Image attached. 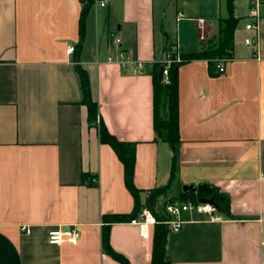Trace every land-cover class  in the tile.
Segmentation results:
<instances>
[{
	"label": "crops",
	"instance_id": "1",
	"mask_svg": "<svg viewBox=\"0 0 264 264\" xmlns=\"http://www.w3.org/2000/svg\"><path fill=\"white\" fill-rule=\"evenodd\" d=\"M250 1L234 2L241 21L225 74L212 76L207 60L179 70L178 169L154 208L206 183L229 197L231 217L186 215L182 230L168 234L169 264H264V6L253 53L244 43L254 35L245 30ZM84 7L78 63L109 133L136 144L143 209L152 190L170 183L174 155L154 130L152 67L168 45L194 53L214 44L229 17L228 0H109L107 8L0 0V264H120L103 250V217L131 214L135 201L82 103L69 50L79 43ZM115 38L143 70L116 62ZM70 226L80 232L77 245L48 242L51 231ZM153 232L113 223L110 243L130 264H151Z\"/></svg>",
	"mask_w": 264,
	"mask_h": 264
},
{
	"label": "trees",
	"instance_id": "2",
	"mask_svg": "<svg viewBox=\"0 0 264 264\" xmlns=\"http://www.w3.org/2000/svg\"><path fill=\"white\" fill-rule=\"evenodd\" d=\"M235 0H228L229 17L220 21L218 43L207 47L204 50L194 53H185L178 50L182 61L180 63L173 62L168 71V83L159 81L158 72L162 66L161 62H156L152 67L153 77V126L158 138L167 143L173 151L171 181L167 186L154 189L150 192L146 201V207L154 210L157 199L165 195L170 189L171 182L176 176L178 169V147L181 142L179 135V70L182 65L194 60H207L209 64L210 74L216 76L217 61L221 59L233 58L235 32L241 19L235 17ZM88 8L84 7L80 20V40L74 48L73 55L76 60V71L79 75L81 88L83 92V104L88 108V121L91 125L97 126L100 141L112 147L119 160L124 167V180L126 187L132 194L135 206L131 214L127 215H106L103 217L105 226L102 229V246L104 252L112 257L120 264H130L128 259L116 252L110 243V225L113 223L130 222L137 218L142 212L143 205L141 203L140 194L142 190L138 189L134 184V175L136 167V144L119 141L115 136L111 135L106 126L99 118V107L92 100L90 80L88 74L82 66L79 65V54L81 52L85 38V19ZM173 46L168 45L164 53L172 52ZM172 54V53H171ZM176 58L175 55L173 56ZM89 176L83 174V182L88 181ZM91 184V183H90ZM182 200L191 199L198 201L203 198H212L214 205L223 215L231 217V202L226 194H223L219 189L214 188L212 195L206 194H185L181 192ZM164 218L157 217V224L154 226L153 232V248H152V263L151 264H169L166 259L167 237L170 233L167 226L162 221Z\"/></svg>",
	"mask_w": 264,
	"mask_h": 264
},
{
	"label": "built area",
	"instance_id": "3",
	"mask_svg": "<svg viewBox=\"0 0 264 264\" xmlns=\"http://www.w3.org/2000/svg\"><path fill=\"white\" fill-rule=\"evenodd\" d=\"M94 4L99 8H107L109 0H93ZM264 6V0H251L248 10V14L245 17V30L252 32L254 35L247 37L244 40L245 45L254 53L256 52V46L258 42V33L260 30V23L262 19V7ZM113 45L117 53V63L122 67L126 68L128 64H133L137 69L143 70L144 64L142 62H135L128 52H126L122 47L121 39L115 38L113 40ZM179 48L173 47L172 54L168 53L164 55L162 63L163 68V79L162 81L168 83V71L170 65L173 62L180 63L182 59L177 51ZM74 48L69 50L72 54ZM175 55V59L174 56ZM230 59H221L217 61L216 74L223 75L226 73V63ZM113 61V59H110ZM90 183L96 184L98 182L97 178H91ZM201 200V199H200ZM200 200L193 201L191 199L182 200L181 198H167L161 204V210H150L145 207L139 216L130 221V224L140 227L142 232L149 227H154L157 224V217H162L164 220L162 223L167 226L169 232H179L184 227L186 220V215L188 214H198L210 219H214L218 212L217 207L214 204L202 203ZM23 231L29 234V229L24 227ZM80 232L77 226H70L66 229H56L49 233L48 242L51 245L60 246L63 244L77 245L80 241Z\"/></svg>",
	"mask_w": 264,
	"mask_h": 264
},
{
	"label": "water",
	"instance_id": "4",
	"mask_svg": "<svg viewBox=\"0 0 264 264\" xmlns=\"http://www.w3.org/2000/svg\"><path fill=\"white\" fill-rule=\"evenodd\" d=\"M158 79L161 82L163 79V68L161 67L158 72ZM183 193L185 194H206V195H212L214 193V188L210 186L209 184L202 183L197 186L194 185H189V186H184ZM202 203H210L214 204V201L212 198H203L200 200Z\"/></svg>",
	"mask_w": 264,
	"mask_h": 264
},
{
	"label": "rangeland",
	"instance_id": "5",
	"mask_svg": "<svg viewBox=\"0 0 264 264\" xmlns=\"http://www.w3.org/2000/svg\"><path fill=\"white\" fill-rule=\"evenodd\" d=\"M239 40L241 39L240 37L238 38ZM218 43V39L216 40V42L214 43V44H211L210 46H212V45H215V44H217ZM210 46H208V47H210ZM180 197V196H179Z\"/></svg>",
	"mask_w": 264,
	"mask_h": 264
}]
</instances>
